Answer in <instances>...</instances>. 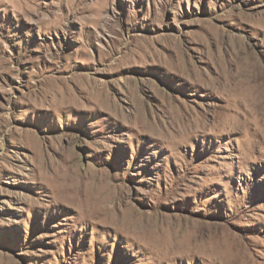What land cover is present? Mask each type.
Returning <instances> with one entry per match:
<instances>
[{
  "label": "rangeland",
  "instance_id": "374dc122",
  "mask_svg": "<svg viewBox=\"0 0 264 264\" xmlns=\"http://www.w3.org/2000/svg\"><path fill=\"white\" fill-rule=\"evenodd\" d=\"M0 264H264V0H0Z\"/></svg>",
  "mask_w": 264,
  "mask_h": 264
}]
</instances>
